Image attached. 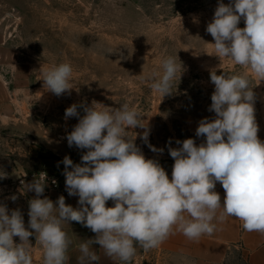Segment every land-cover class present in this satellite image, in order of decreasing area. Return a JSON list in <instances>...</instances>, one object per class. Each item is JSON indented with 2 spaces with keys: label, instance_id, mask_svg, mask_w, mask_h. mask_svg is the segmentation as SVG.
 Listing matches in <instances>:
<instances>
[{
  "label": "clouds",
  "instance_id": "clouds-1",
  "mask_svg": "<svg viewBox=\"0 0 264 264\" xmlns=\"http://www.w3.org/2000/svg\"><path fill=\"white\" fill-rule=\"evenodd\" d=\"M242 17L244 28L238 27ZM206 31L214 39L213 55L229 58L264 80V0L220 2ZM161 68L152 74L150 86L162 99L172 94L183 69L173 57L164 58ZM72 72L69 63L53 65L41 73L44 86L57 96L70 93ZM210 80L215 91L209 111L215 118L199 122L196 136L206 137L199 146L188 138L176 141L181 147H169L174 159L171 180L156 160L145 158L134 139H128L127 129L140 127L145 129L140 138L148 143L149 129L135 108L97 107L101 104L93 102L80 117L76 104L68 107L66 119L79 117L67 135L68 145L87 149L82 165L67 156L63 159L66 189L79 197V207L66 205L64 196L55 203L39 198L46 179L41 173L26 185L36 193L29 201L28 228L19 209L9 214L0 205V264H34L29 240L33 234L43 249V264H69L72 240L63 226L71 221L96 234L79 244L77 264H99L93 244L114 261L132 264L136 245L145 251L157 248L174 231L198 240L216 231L215 220L229 216L242 221L248 232L264 233V142L258 138L249 76L213 71ZM216 182L225 190L223 203ZM109 200L114 206H106ZM14 237L20 242L15 243Z\"/></svg>",
  "mask_w": 264,
  "mask_h": 264
},
{
  "label": "rangeland",
  "instance_id": "rangeland-1",
  "mask_svg": "<svg viewBox=\"0 0 264 264\" xmlns=\"http://www.w3.org/2000/svg\"><path fill=\"white\" fill-rule=\"evenodd\" d=\"M220 2L234 0H0V172L10 175L0 178V204L25 210L18 182L41 173L48 199L68 192L63 159L82 165L87 152L67 142L79 122V117L65 118L73 104L80 117L93 102L135 108L149 129L148 143L140 138L145 131L140 127L127 129L128 139L171 178L169 147H181L176 141L188 138L199 146L206 140L196 136L199 122L215 118L209 111L213 71L249 76L258 138L264 142V80L213 55L214 39L206 28ZM238 27H245L243 17ZM167 57L183 70L172 94L161 99L150 85ZM61 63L73 69V88L57 96L44 86L41 73ZM148 144L163 152H153ZM215 187L224 190L219 182ZM136 249L134 258L146 252ZM147 252L154 255V249Z\"/></svg>",
  "mask_w": 264,
  "mask_h": 264
},
{
  "label": "crops",
  "instance_id": "crops-1",
  "mask_svg": "<svg viewBox=\"0 0 264 264\" xmlns=\"http://www.w3.org/2000/svg\"><path fill=\"white\" fill-rule=\"evenodd\" d=\"M169 175L172 178V173ZM4 176L10 178V175L4 174ZM26 185L18 182L17 186V192H19L17 196L25 204V210H20L22 216H29V201L36 198V193L27 190ZM2 188L0 186V190ZM215 191L221 196L223 203L225 191L218 187H215ZM46 195L43 193L39 198H48ZM64 198L66 205H71L73 208L79 207L78 196H70L67 192ZM57 200L52 201L55 203ZM106 206H114L113 201H107ZM10 211L8 209L9 214ZM221 211L222 209L218 210V217ZM29 219L30 217L28 221L24 220L26 228H28ZM214 223L217 225L216 231L212 235L205 234L198 240H189L181 232L174 231V234L170 235L159 247L154 248V255L151 256V253L146 251L140 257L133 258L132 264H147L146 262L149 264H264V233L248 232L242 227V221L230 216L223 220L217 219ZM63 227L72 240L68 249L69 264H77V258L80 255L79 244L94 239L96 234L74 221L69 222V225L65 224ZM13 239L15 243L20 242L19 237ZM29 240L33 246L34 264H43V249L36 241L35 234L30 236ZM92 247L100 256L99 264H123L121 261H114L107 257L103 249H100V245L93 244Z\"/></svg>",
  "mask_w": 264,
  "mask_h": 264
},
{
  "label": "built area",
  "instance_id": "built-area-1",
  "mask_svg": "<svg viewBox=\"0 0 264 264\" xmlns=\"http://www.w3.org/2000/svg\"><path fill=\"white\" fill-rule=\"evenodd\" d=\"M35 178H39V176L37 177V176H31V177H25V179H22V180H20V184H24L26 181H32V180H34Z\"/></svg>",
  "mask_w": 264,
  "mask_h": 264
},
{
  "label": "water",
  "instance_id": "water-1",
  "mask_svg": "<svg viewBox=\"0 0 264 264\" xmlns=\"http://www.w3.org/2000/svg\"><path fill=\"white\" fill-rule=\"evenodd\" d=\"M166 163L168 164V167L169 168H172L173 169L174 159H169V160L166 161Z\"/></svg>",
  "mask_w": 264,
  "mask_h": 264
}]
</instances>
